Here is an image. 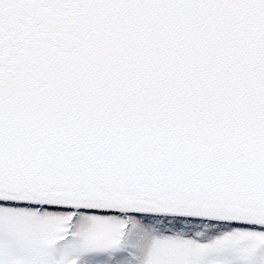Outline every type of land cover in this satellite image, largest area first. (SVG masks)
<instances>
[{"label":"snow or ice","instance_id":"snow-or-ice-1","mask_svg":"<svg viewBox=\"0 0 264 264\" xmlns=\"http://www.w3.org/2000/svg\"><path fill=\"white\" fill-rule=\"evenodd\" d=\"M0 264H264V0H0Z\"/></svg>","mask_w":264,"mask_h":264}]
</instances>
